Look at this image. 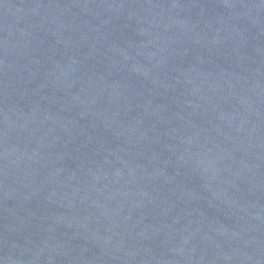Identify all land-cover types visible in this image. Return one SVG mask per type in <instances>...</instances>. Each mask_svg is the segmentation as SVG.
Segmentation results:
<instances>
[{"label": "water", "instance_id": "water-1", "mask_svg": "<svg viewBox=\"0 0 264 264\" xmlns=\"http://www.w3.org/2000/svg\"><path fill=\"white\" fill-rule=\"evenodd\" d=\"M0 264H264V0H0Z\"/></svg>", "mask_w": 264, "mask_h": 264}]
</instances>
